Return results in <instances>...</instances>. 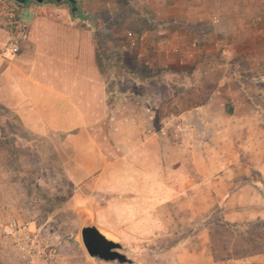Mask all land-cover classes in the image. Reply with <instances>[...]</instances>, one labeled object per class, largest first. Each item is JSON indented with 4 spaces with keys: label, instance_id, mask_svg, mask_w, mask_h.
Listing matches in <instances>:
<instances>
[{
    "label": "crops",
    "instance_id": "obj_1",
    "mask_svg": "<svg viewBox=\"0 0 264 264\" xmlns=\"http://www.w3.org/2000/svg\"><path fill=\"white\" fill-rule=\"evenodd\" d=\"M74 1L84 18H74L67 3L24 6L32 15L24 49L0 52V106L33 134L61 136L62 167L76 186L72 198L83 206L94 202L98 209L93 217L101 220L94 224L107 230L103 220L127 217V211L133 215L132 209L150 201L154 174L145 151L154 108L172 95L174 77L204 83L218 73L220 79L205 101L166 119L197 115L203 120L223 94L225 80L232 79L240 96H228L231 111L224 110V103L222 111L236 122L250 120L236 111L257 107L253 97L264 93V0ZM116 26L141 35L138 55L156 69L155 76L142 81L140 93L147 100L140 104L109 102L95 33ZM249 60L251 65H245ZM190 130L191 124L185 126L184 135ZM227 130L222 125L220 131ZM164 131L161 127L152 135ZM232 185L234 181L221 185L216 197L226 195V204L242 200L243 187ZM157 194L164 195V186Z\"/></svg>",
    "mask_w": 264,
    "mask_h": 264
},
{
    "label": "rangeland",
    "instance_id": "obj_2",
    "mask_svg": "<svg viewBox=\"0 0 264 264\" xmlns=\"http://www.w3.org/2000/svg\"><path fill=\"white\" fill-rule=\"evenodd\" d=\"M15 10L14 2L0 0L2 41ZM127 32L116 26L95 33L110 104L147 100L140 93L142 81L156 75L138 55L141 35L132 32L137 43L130 46ZM218 79V73L204 83L174 77L172 95L154 108L145 151L154 174L150 201L135 204L133 215L127 211V217L103 220L110 233L99 228L123 245L131 263L122 264H264V93L253 97L257 107L236 111V116L247 113L248 122H236L222 111L223 103L225 111L232 108L228 96H240L232 79L225 80L218 106L209 107L203 120L197 115L182 117L183 121L166 119L205 101ZM190 124L193 130L186 136L183 128ZM224 124L228 130L220 131ZM161 127L164 134L152 135ZM60 137L27 131L13 112L0 106V264H22L19 246L2 233L12 220L32 228L35 224L37 244L57 247L51 264H120L93 259L83 246L81 227L101 220L93 217L98 209L94 202L83 206L72 198L76 186L62 167L66 158ZM229 181H234L232 188L243 187L245 195L226 204V197H216V190ZM163 186L164 195L157 194Z\"/></svg>",
    "mask_w": 264,
    "mask_h": 264
},
{
    "label": "built area",
    "instance_id": "obj_3",
    "mask_svg": "<svg viewBox=\"0 0 264 264\" xmlns=\"http://www.w3.org/2000/svg\"><path fill=\"white\" fill-rule=\"evenodd\" d=\"M13 2V1H12ZM15 19L9 21V28L5 30V38L0 45V52H8L12 54H19L24 49L25 44L29 39V28L32 22V15L30 11L25 10L24 6L14 3ZM130 40V46L137 43V39L132 32L126 33ZM30 225L12 220L3 226V235L15 241L20 248L22 264H51L58 255V249L53 245L37 244L36 229ZM46 246H50L47 247Z\"/></svg>",
    "mask_w": 264,
    "mask_h": 264
},
{
    "label": "water",
    "instance_id": "obj_4",
    "mask_svg": "<svg viewBox=\"0 0 264 264\" xmlns=\"http://www.w3.org/2000/svg\"><path fill=\"white\" fill-rule=\"evenodd\" d=\"M14 3L23 6L28 2H34L36 4H43L46 0H11ZM55 1H68L74 0H55ZM81 240L87 254L93 258L106 262L115 263H131V259L123 252V245L114 240L108 238L102 233L99 227L95 224L83 225L80 230Z\"/></svg>",
    "mask_w": 264,
    "mask_h": 264
},
{
    "label": "trees",
    "instance_id": "obj_5",
    "mask_svg": "<svg viewBox=\"0 0 264 264\" xmlns=\"http://www.w3.org/2000/svg\"><path fill=\"white\" fill-rule=\"evenodd\" d=\"M45 3H53V4H61V3H67L69 6H70V10H71V14L72 16L75 18V17H80V18H84L85 16L83 15H80V12L79 10L77 9V6H76V2L73 1V2H68V1H55V0H46ZM29 4H36L34 2H28L27 4L23 5V6H26V5H29ZM231 110H228V112H230ZM226 197V195H225ZM224 197V198H225ZM213 257L214 259L218 258L217 255H215V253L213 254Z\"/></svg>",
    "mask_w": 264,
    "mask_h": 264
}]
</instances>
